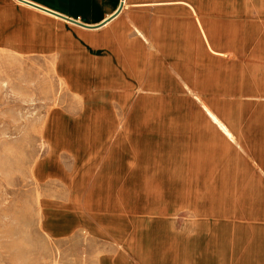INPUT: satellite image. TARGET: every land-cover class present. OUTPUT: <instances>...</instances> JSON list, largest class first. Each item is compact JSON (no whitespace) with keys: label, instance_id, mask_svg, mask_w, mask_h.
<instances>
[{"label":"rangeland","instance_id":"obj_1","mask_svg":"<svg viewBox=\"0 0 264 264\" xmlns=\"http://www.w3.org/2000/svg\"><path fill=\"white\" fill-rule=\"evenodd\" d=\"M137 1L102 44L0 0V264H264V0ZM168 58L181 106L94 105Z\"/></svg>","mask_w":264,"mask_h":264},{"label":"crops","instance_id":"obj_2","mask_svg":"<svg viewBox=\"0 0 264 264\" xmlns=\"http://www.w3.org/2000/svg\"><path fill=\"white\" fill-rule=\"evenodd\" d=\"M13 1L24 7L23 15L28 20H35L38 24L45 26L46 24L64 23L75 28L76 32L86 35L88 41L102 44L105 41H109V44L116 42L118 29L125 26L129 11H147L154 4L150 1L139 2L137 0H22L25 3ZM129 7L133 9L131 10ZM107 33L108 35H105ZM104 35L109 36L110 39L108 40ZM216 54L220 55L221 53L216 52ZM159 64L160 69L164 67L166 70L127 71L125 78H114L115 74L109 73L108 75L111 77L101 79V82L96 79L94 83H91L93 89L98 91L97 95H94L96 98L93 99L94 105L102 97H111L119 103L121 113L126 111L127 106L129 108L135 106L134 110L141 111L143 102L156 100L181 106L188 100L184 99L182 94L189 93L186 83L187 76L182 73L185 65L173 62L172 58H168L166 62L160 61ZM146 77L147 81H144ZM143 81L144 83H142ZM172 92L176 93L175 99ZM154 93H165V97L157 99L153 95ZM85 100L89 103L87 98ZM214 121L219 123L218 120L214 119Z\"/></svg>","mask_w":264,"mask_h":264},{"label":"bare ground","instance_id":"obj_3","mask_svg":"<svg viewBox=\"0 0 264 264\" xmlns=\"http://www.w3.org/2000/svg\"><path fill=\"white\" fill-rule=\"evenodd\" d=\"M130 91H131V90H130ZM210 112H211V111H210ZM210 115L214 116L212 113H210ZM214 119L216 120L217 118H214ZM219 125L221 126V128H222L224 131H226V132L229 134L228 130L226 129V126L222 125L220 122H219Z\"/></svg>","mask_w":264,"mask_h":264},{"label":"water","instance_id":"obj_4","mask_svg":"<svg viewBox=\"0 0 264 264\" xmlns=\"http://www.w3.org/2000/svg\"><path fill=\"white\" fill-rule=\"evenodd\" d=\"M17 1H19V2H22V3H25L24 1H22V0H17ZM27 4V3H26Z\"/></svg>","mask_w":264,"mask_h":264}]
</instances>
